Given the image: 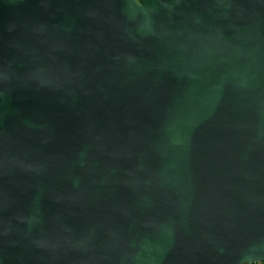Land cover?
Listing matches in <instances>:
<instances>
[{
    "label": "water",
    "instance_id": "water-1",
    "mask_svg": "<svg viewBox=\"0 0 264 264\" xmlns=\"http://www.w3.org/2000/svg\"><path fill=\"white\" fill-rule=\"evenodd\" d=\"M264 262V0H0V264Z\"/></svg>",
    "mask_w": 264,
    "mask_h": 264
},
{
    "label": "trees",
    "instance_id": "trees-1",
    "mask_svg": "<svg viewBox=\"0 0 264 264\" xmlns=\"http://www.w3.org/2000/svg\"><path fill=\"white\" fill-rule=\"evenodd\" d=\"M258 264H264V262L263 263H258Z\"/></svg>",
    "mask_w": 264,
    "mask_h": 264
}]
</instances>
